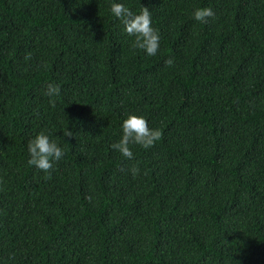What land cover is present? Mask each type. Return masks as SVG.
I'll use <instances>...</instances> for the list:
<instances>
[{
	"label": "trees",
	"instance_id": "obj_1",
	"mask_svg": "<svg viewBox=\"0 0 264 264\" xmlns=\"http://www.w3.org/2000/svg\"><path fill=\"white\" fill-rule=\"evenodd\" d=\"M114 3L150 10L155 56ZM133 114L163 136L128 160ZM0 264H264V0H0Z\"/></svg>",
	"mask_w": 264,
	"mask_h": 264
},
{
	"label": "clouds",
	"instance_id": "obj_2",
	"mask_svg": "<svg viewBox=\"0 0 264 264\" xmlns=\"http://www.w3.org/2000/svg\"><path fill=\"white\" fill-rule=\"evenodd\" d=\"M112 14L121 21L124 31L128 36L134 37L133 47L144 51L148 56H155L160 48V34L153 27L151 12L147 7L142 6L139 14H134L122 3L111 5ZM215 13L211 8L197 9L194 12V19L200 22H207L208 18L214 17ZM168 67L174 63L172 59L165 61ZM60 89L58 86L49 84L45 95L48 97L58 96ZM49 103L55 107V100L50 99ZM123 135L118 143L112 144V149L120 152L128 160L134 158L130 145H140L145 149L155 146V143L162 139L163 133L159 129L149 127L148 120L135 114L129 115L122 124ZM65 137H73L71 130L66 129L63 133ZM30 159L27 163L30 166L42 170L46 173V179H51V170L54 163L60 161L65 153L49 136L44 132L39 133L28 143ZM133 176L140 174L138 166L131 169ZM91 199V197H89Z\"/></svg>",
	"mask_w": 264,
	"mask_h": 264
}]
</instances>
